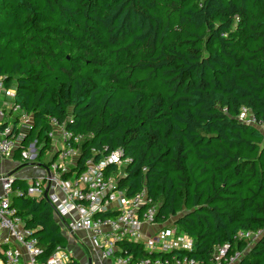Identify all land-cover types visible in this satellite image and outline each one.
Wrapping results in <instances>:
<instances>
[{
    "label": "trees",
    "instance_id": "obj_1",
    "mask_svg": "<svg viewBox=\"0 0 264 264\" xmlns=\"http://www.w3.org/2000/svg\"><path fill=\"white\" fill-rule=\"evenodd\" d=\"M0 76L32 113L24 144L46 141L38 159L50 118L86 135L81 161L122 148L119 187L145 188L190 257L212 264L230 242L234 264H264V133L237 119L245 106L264 123V0H0ZM11 204L47 252L67 246L48 200ZM116 252L163 255L132 240Z\"/></svg>",
    "mask_w": 264,
    "mask_h": 264
},
{
    "label": "built area",
    "instance_id": "obj_2",
    "mask_svg": "<svg viewBox=\"0 0 264 264\" xmlns=\"http://www.w3.org/2000/svg\"><path fill=\"white\" fill-rule=\"evenodd\" d=\"M13 114L16 115L11 119ZM237 119L259 126L264 133V123L249 108L242 106ZM49 121V145L44 155L49 154L41 161L38 156L46 141L35 139L24 144L33 126L32 113L14 101V87L7 86L0 76V160L13 158L19 152L21 165L41 169L40 174L29 178L16 169L0 175V264H70L74 259L80 264H128L131 255L116 252L123 240L139 242L149 251L163 253L132 264H204L187 254L193 247L191 236L173 226L170 219L163 223L155 220L157 206L145 188L129 196L125 188L119 187L124 169L131 162L122 148H91L90 155L81 161L86 135L67 130L55 118ZM15 178L27 180L25 192L13 188ZM23 193L48 200L68 243L73 240L81 244L84 253L80 254L74 246L76 252L68 251V245H56L47 252L11 204L12 194ZM261 233L260 229L239 230L234 237L250 244ZM84 243L90 244L87 252ZM230 249V242L217 245L212 264L238 261L242 253H230Z\"/></svg>",
    "mask_w": 264,
    "mask_h": 264
},
{
    "label": "rangeland",
    "instance_id": "obj_3",
    "mask_svg": "<svg viewBox=\"0 0 264 264\" xmlns=\"http://www.w3.org/2000/svg\"><path fill=\"white\" fill-rule=\"evenodd\" d=\"M16 114H13L11 119H13L15 117ZM48 154L47 153L46 155H43L41 157V161H43L44 159H47L48 157ZM36 163H39V162H36ZM20 164V161L18 160H14L13 158H8V159H4V160H0V175H3V174H8L10 173L12 170L16 169L17 166ZM21 168V167H20ZM31 168V167H29ZM28 167H25V169H29ZM30 172L26 173L23 177L25 178H29L30 177ZM0 190H1V185H0ZM175 220V218H170V222L172 223L173 226H175V224L173 223ZM170 222H167V227H170L169 224H171ZM85 246H84V249L86 250V252L88 251V247H90V244L89 243H84ZM69 247H68V251H73V252H76L75 250L72 249V247H77L80 251V254H83L84 251H83V248H81V244H77L75 243L73 240H70L69 243H68ZM77 254L79 255L78 251H77ZM84 264H87V263H84Z\"/></svg>",
    "mask_w": 264,
    "mask_h": 264
},
{
    "label": "crops",
    "instance_id": "obj_4",
    "mask_svg": "<svg viewBox=\"0 0 264 264\" xmlns=\"http://www.w3.org/2000/svg\"><path fill=\"white\" fill-rule=\"evenodd\" d=\"M13 159L14 160H18V157H13ZM19 161V160H18ZM20 167L22 168V167H27V166H24V165H21V164H19L18 166H17V168H16V170H17V173L18 174H20L21 173V176H24L26 173H28V172H30L31 174H30V176H35V175H37V174H40L41 173V169L40 168H29V169H24V170H20L19 171V169H20ZM12 172V171H11ZM10 172V173H11ZM76 249V248H75Z\"/></svg>",
    "mask_w": 264,
    "mask_h": 264
},
{
    "label": "clouds",
    "instance_id": "obj_5",
    "mask_svg": "<svg viewBox=\"0 0 264 264\" xmlns=\"http://www.w3.org/2000/svg\"><path fill=\"white\" fill-rule=\"evenodd\" d=\"M68 245V244H67ZM69 246V245H68Z\"/></svg>",
    "mask_w": 264,
    "mask_h": 264
}]
</instances>
